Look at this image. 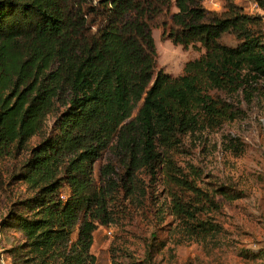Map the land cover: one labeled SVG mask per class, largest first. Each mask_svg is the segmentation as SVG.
Returning a JSON list of instances; mask_svg holds the SVG:
<instances>
[{
  "label": "trees",
  "instance_id": "obj_1",
  "mask_svg": "<svg viewBox=\"0 0 264 264\" xmlns=\"http://www.w3.org/2000/svg\"><path fill=\"white\" fill-rule=\"evenodd\" d=\"M157 27L174 45L203 49L178 75L156 68ZM258 97L264 15L235 0L221 12L203 0H0V161L26 155L16 179L28 192L0 218L2 231L20 234L10 264H98L95 232L116 222L118 203H142L158 175L189 240L220 234L207 215L226 192L203 189L201 171L178 156L186 138L244 118L242 102ZM223 143L243 151L236 136ZM110 264L135 263L114 250Z\"/></svg>",
  "mask_w": 264,
  "mask_h": 264
},
{
  "label": "rangeland",
  "instance_id": "obj_2",
  "mask_svg": "<svg viewBox=\"0 0 264 264\" xmlns=\"http://www.w3.org/2000/svg\"><path fill=\"white\" fill-rule=\"evenodd\" d=\"M246 13L262 14L253 0H235ZM205 7L221 12L224 0H203ZM172 11H176L173 7ZM156 68L171 75L182 72L185 62L197 58L203 49H183L162 37L160 27L152 30ZM224 42L234 45L230 35ZM244 118L227 122L217 131L202 134L201 139L186 138L185 152L178 156L180 165L191 163L201 171L199 185L216 194L220 210L207 215L222 225L223 231L204 241L189 240L183 223L169 211V200L162 192L161 176L143 201L118 203L115 223L100 227L94 235L91 252L98 264H110L114 250L130 255L135 264H264V97L251 104L242 102ZM240 138L243 151L233 155L225 148L223 136ZM39 137H34V145ZM25 154L17 159L0 161V218L15 202L28 196L25 185L16 179ZM106 155L95 162L93 178L98 181L99 167ZM239 194L231 199L229 196ZM108 231H111L109 234ZM19 235L3 231V242L10 248Z\"/></svg>",
  "mask_w": 264,
  "mask_h": 264
},
{
  "label": "built area",
  "instance_id": "obj_3",
  "mask_svg": "<svg viewBox=\"0 0 264 264\" xmlns=\"http://www.w3.org/2000/svg\"><path fill=\"white\" fill-rule=\"evenodd\" d=\"M110 234L111 231H108ZM5 242H3V231L0 229V264H10L11 258L9 254L6 253Z\"/></svg>",
  "mask_w": 264,
  "mask_h": 264
},
{
  "label": "crops",
  "instance_id": "obj_4",
  "mask_svg": "<svg viewBox=\"0 0 264 264\" xmlns=\"http://www.w3.org/2000/svg\"><path fill=\"white\" fill-rule=\"evenodd\" d=\"M17 235H19V236H20V234H19V233H17Z\"/></svg>",
  "mask_w": 264,
  "mask_h": 264
}]
</instances>
